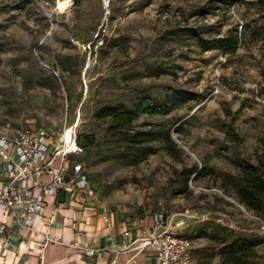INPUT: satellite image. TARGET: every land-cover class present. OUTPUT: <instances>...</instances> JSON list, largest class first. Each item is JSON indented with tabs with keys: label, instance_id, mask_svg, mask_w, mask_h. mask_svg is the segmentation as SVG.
<instances>
[{
	"label": "rangeland",
	"instance_id": "obj_1",
	"mask_svg": "<svg viewBox=\"0 0 264 264\" xmlns=\"http://www.w3.org/2000/svg\"><path fill=\"white\" fill-rule=\"evenodd\" d=\"M256 1L72 0L60 12L57 0H0V135L43 127L62 148L81 108L69 173L81 167L100 202L140 217L163 209L166 231L192 239L191 264H231L236 239L258 243L245 264H264V200L251 208L238 196L262 161L264 43L245 37L229 55L215 42L264 26ZM139 96L169 105L135 125L168 130L176 147L157 141L133 165L94 113ZM194 166L201 173L186 181L181 171Z\"/></svg>",
	"mask_w": 264,
	"mask_h": 264
},
{
	"label": "crops",
	"instance_id": "obj_2",
	"mask_svg": "<svg viewBox=\"0 0 264 264\" xmlns=\"http://www.w3.org/2000/svg\"><path fill=\"white\" fill-rule=\"evenodd\" d=\"M155 214L140 217L108 207L95 193L89 195L86 188L70 184L46 197L32 231L0 214L11 227L0 236V264H154L153 249L136 247L144 230L151 235L167 230V222L163 228L155 224ZM45 237L58 238L60 243H45Z\"/></svg>",
	"mask_w": 264,
	"mask_h": 264
},
{
	"label": "built area",
	"instance_id": "obj_3",
	"mask_svg": "<svg viewBox=\"0 0 264 264\" xmlns=\"http://www.w3.org/2000/svg\"><path fill=\"white\" fill-rule=\"evenodd\" d=\"M80 151L75 133L68 151H62L59 145H54L43 127L26 126L14 129L10 134L0 135V214L10 217L15 225L32 231L36 217L44 209L46 197L53 195L58 188L71 184L86 188L87 193L93 195L81 167L77 166L73 174L69 173L68 157ZM258 221L264 230V223ZM154 222L162 228L166 226L167 218L163 209L156 212ZM10 231L11 227L0 219V236ZM125 235L128 236L129 232ZM48 241L60 243L58 238L45 237V243ZM136 248L153 249L156 253L154 264H191L194 244L187 236L164 230L151 235L144 230Z\"/></svg>",
	"mask_w": 264,
	"mask_h": 264
},
{
	"label": "trees",
	"instance_id": "obj_4",
	"mask_svg": "<svg viewBox=\"0 0 264 264\" xmlns=\"http://www.w3.org/2000/svg\"><path fill=\"white\" fill-rule=\"evenodd\" d=\"M229 1L234 2L236 0ZM256 3L263 6L264 0H257ZM241 28H243V26H241ZM258 32L263 35L260 37L255 35ZM101 35V30L97 31V37ZM245 37H248L253 42L264 43V26L256 27L253 30L244 28L241 33L235 30H229L226 32L225 36L217 38L215 42L224 53L233 55L238 48L245 45ZM199 42L205 48V41L199 39ZM168 105V103H161L150 96H139L131 108H127L122 103L102 105L95 111L94 117L99 120H108L109 125L107 132L109 136L123 140L128 145V148L120 154V158L130 164L138 165L143 163L148 155L154 152L152 144L157 141H162L170 147H176L168 130L163 131L156 128L139 127L135 125V122L141 116H154L165 113ZM84 138L87 140L88 144L93 143L92 135H85ZM77 141L78 138H76V143ZM247 172L238 191V196L240 203L253 208L256 204L264 200V139L262 140V161L260 165L249 166ZM200 173L201 170H199L197 166L192 167L188 171H181L186 181L193 174L198 176ZM258 219L264 223L263 219ZM261 230L264 232L262 227ZM257 244L256 240L251 242L240 239L234 240L226 248V261L231 264H245V256L242 255V252L249 250Z\"/></svg>",
	"mask_w": 264,
	"mask_h": 264
},
{
	"label": "bare ground",
	"instance_id": "obj_5",
	"mask_svg": "<svg viewBox=\"0 0 264 264\" xmlns=\"http://www.w3.org/2000/svg\"><path fill=\"white\" fill-rule=\"evenodd\" d=\"M71 5H72V0H57V9L60 12H65ZM86 89L87 90H86V94H85V99H86V97L88 95V85L87 84H86ZM85 99H84V101H85ZM84 101H83V103H84ZM80 110H81V108H80ZM80 110L78 112L77 122L74 125L75 127H78V125L80 123ZM75 121H76V118L74 120V123H75ZM74 126H72L71 128L66 129L65 132L62 134V137H61V141L63 142V145H61L62 151H68V148L71 146V144L73 142Z\"/></svg>",
	"mask_w": 264,
	"mask_h": 264
}]
</instances>
